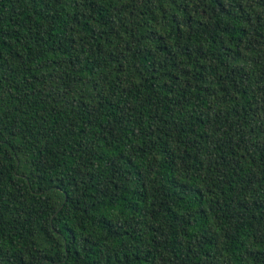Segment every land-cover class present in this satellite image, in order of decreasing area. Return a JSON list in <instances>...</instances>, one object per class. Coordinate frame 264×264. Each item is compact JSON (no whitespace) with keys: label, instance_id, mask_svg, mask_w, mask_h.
<instances>
[{"label":"trees","instance_id":"obj_1","mask_svg":"<svg viewBox=\"0 0 264 264\" xmlns=\"http://www.w3.org/2000/svg\"><path fill=\"white\" fill-rule=\"evenodd\" d=\"M0 264H264V0H0Z\"/></svg>","mask_w":264,"mask_h":264}]
</instances>
